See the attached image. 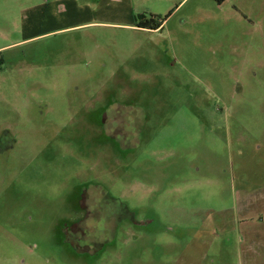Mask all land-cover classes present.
Returning a JSON list of instances; mask_svg holds the SVG:
<instances>
[{"label":"rangeland","instance_id":"obj_1","mask_svg":"<svg viewBox=\"0 0 264 264\" xmlns=\"http://www.w3.org/2000/svg\"><path fill=\"white\" fill-rule=\"evenodd\" d=\"M97 2L0 0V264H264V0Z\"/></svg>","mask_w":264,"mask_h":264},{"label":"crops","instance_id":"obj_2","mask_svg":"<svg viewBox=\"0 0 264 264\" xmlns=\"http://www.w3.org/2000/svg\"><path fill=\"white\" fill-rule=\"evenodd\" d=\"M97 3H98V10H100V11L114 12V11L118 10L117 0H107V1L106 0H98ZM57 6L54 8H47V9L45 7H43L42 11L44 12V14L47 13V15L50 17V19L55 15L57 16V15L61 14V12H62L63 14L70 15L73 18L79 17V18H81L80 19L81 21L85 20V19L88 20V7H85V8L77 7L74 3H69V4L64 5V6H62V5H57ZM126 15H127V18H129L130 20L132 19V16L129 14L128 11H127ZM85 25H88V21L85 23H79L78 25H75V27H80V26H85ZM133 27H135V26L133 25ZM0 64H2L1 58H0Z\"/></svg>","mask_w":264,"mask_h":264},{"label":"trees","instance_id":"obj_3","mask_svg":"<svg viewBox=\"0 0 264 264\" xmlns=\"http://www.w3.org/2000/svg\"><path fill=\"white\" fill-rule=\"evenodd\" d=\"M217 3H220L221 0H214ZM141 21H139L137 23V25H135V27L137 28H141V29H148V30H157L158 28H160V26L162 25V22H157L155 21L154 18H150V19H144L143 16H141Z\"/></svg>","mask_w":264,"mask_h":264},{"label":"flooded vegetation","instance_id":"obj_4","mask_svg":"<svg viewBox=\"0 0 264 264\" xmlns=\"http://www.w3.org/2000/svg\"><path fill=\"white\" fill-rule=\"evenodd\" d=\"M0 66H1V64H0Z\"/></svg>","mask_w":264,"mask_h":264}]
</instances>
